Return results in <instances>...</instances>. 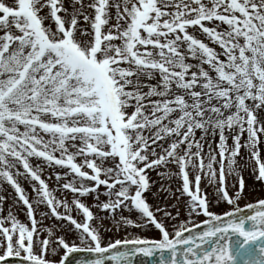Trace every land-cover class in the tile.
<instances>
[{
	"label": "snow or ice",
	"instance_id": "6c2138e0",
	"mask_svg": "<svg viewBox=\"0 0 264 264\" xmlns=\"http://www.w3.org/2000/svg\"><path fill=\"white\" fill-rule=\"evenodd\" d=\"M244 172L264 186V0H0V264H264Z\"/></svg>",
	"mask_w": 264,
	"mask_h": 264
},
{
	"label": "rangeland",
	"instance_id": "374dc122",
	"mask_svg": "<svg viewBox=\"0 0 264 264\" xmlns=\"http://www.w3.org/2000/svg\"><path fill=\"white\" fill-rule=\"evenodd\" d=\"M149 176H150L151 181L155 182L152 184V192H156L161 184H165V186H167V181L161 180L160 177L157 176L156 172H149ZM243 178L245 181V192L247 194L246 199L248 202L255 201L258 198H264V186L260 185L259 182L254 181L248 172L243 173ZM232 180H233L232 177H228L226 180V183L229 185V191L232 190L231 189ZM21 183L24 185L25 189L28 191V193L31 197V189L28 187V185L26 183H24L23 180L21 181ZM49 183L51 186L53 181H49ZM177 183L178 182L174 178L172 181L173 189L175 188ZM3 187L8 188L7 193H4V194L8 195L10 198L14 194L13 190L7 185H4ZM201 187H202V189H204L205 192H208L210 195L214 191V186L211 184H208L207 180L205 178H202V180H201ZM0 193H3V188H0ZM145 194L149 197L150 203H158L160 206H164L166 204L172 203V200L167 198L168 193H166L164 191H160L158 193V195L155 197H153L151 193H145ZM10 203H11V199L6 201L5 206H4L5 212L7 211L8 204H10ZM244 203H245L244 200L240 201L241 206H243ZM19 207H22V205L17 207V211H18ZM93 210L95 211V209H93ZM181 211H182V209H181ZM19 218L22 221L25 219L23 212L19 213ZM45 223H48V221H45ZM104 224L106 226L110 227L111 226V218L109 217V218L105 219ZM123 234H124L123 231H120L119 233H116L114 231L107 233V235H109V236H113V235L123 236ZM141 234L144 236L152 237V236H155L157 234V232L154 229H150V230H146V231L142 232Z\"/></svg>",
	"mask_w": 264,
	"mask_h": 264
},
{
	"label": "water",
	"instance_id": "95a60500",
	"mask_svg": "<svg viewBox=\"0 0 264 264\" xmlns=\"http://www.w3.org/2000/svg\"><path fill=\"white\" fill-rule=\"evenodd\" d=\"M77 256H83L90 258V254L83 253V254H76ZM143 257H137L135 264H139V261L143 260ZM12 264H18V261L16 259H11Z\"/></svg>",
	"mask_w": 264,
	"mask_h": 264
}]
</instances>
